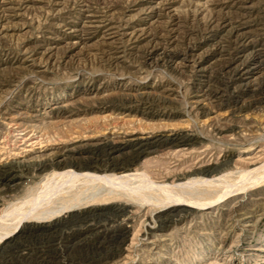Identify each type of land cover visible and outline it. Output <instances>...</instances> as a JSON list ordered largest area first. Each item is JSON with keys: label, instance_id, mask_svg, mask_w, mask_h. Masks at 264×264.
<instances>
[{"label": "rangeland", "instance_id": "374dc122", "mask_svg": "<svg viewBox=\"0 0 264 264\" xmlns=\"http://www.w3.org/2000/svg\"><path fill=\"white\" fill-rule=\"evenodd\" d=\"M263 7L264 0H0V217L12 211L0 234L29 209L56 159L79 162L96 149L97 161L90 159L102 168L141 151L130 168L156 182L219 183L196 192L215 200L209 207L170 221L169 209L181 206L130 197L21 222L0 238V264H264ZM111 145L106 162L99 148ZM206 165L217 170L191 173ZM224 188L231 191L217 199Z\"/></svg>", "mask_w": 264, "mask_h": 264}, {"label": "bare ground", "instance_id": "6f19581e", "mask_svg": "<svg viewBox=\"0 0 264 264\" xmlns=\"http://www.w3.org/2000/svg\"><path fill=\"white\" fill-rule=\"evenodd\" d=\"M264 8V7H263ZM10 9V7H9ZM13 11V10H12ZM262 11V10H261ZM241 15V14H240ZM239 16V15H238ZM256 16V15H255ZM263 17V16H262ZM242 18V17H241ZM258 18V17H257ZM111 19V18H110ZM227 19V18H226ZM238 19V18H237ZM256 19V18H255ZM260 19V18H259ZM258 19V20H259ZM100 20V19H99ZM235 20V19H234ZM250 20V19H249ZM101 21V20H100ZM105 21V19H104ZM229 21V19L227 20ZM233 21V20H232ZM261 21V20H260ZM103 22V21H101ZM234 22V21H233ZM263 22V21H262ZM227 23V22H226ZM229 23V22H228ZM227 23V24H228ZM259 24V23H258ZM104 25V24H103ZM113 26V25H112ZM206 28V27H205ZM212 28V27H211ZM234 28V27H233ZM262 28V27H261ZM264 29V28H263ZM76 30V28H75ZM207 30V29H206ZM109 31V29H108ZM238 31V30H237ZM73 32V31H72ZM78 32V31H77ZM114 32V31H113ZM231 32V30L229 31ZM245 32V31H243ZM262 32V31H261ZM112 33V32H111ZM212 33V32H211ZM237 33V32H236ZM246 33V32H245ZM248 33V31H247ZM107 34V33H106ZM109 34V33H108ZM134 34V33H133ZM214 34V33H213ZM114 35V34H113ZM125 35V34H124ZM123 35V36H124ZM132 35V34H131ZM130 35V36H131ZM211 35V34H210ZM224 35V33H223ZM238 35H240L238 33ZM247 35V34H246ZM245 35V36H246ZM129 36V37H130ZM226 36V35H225ZM229 36V35H227ZM210 37V36H209ZM264 37V36H263ZM111 38V37H110ZM119 38V36L117 37ZM243 38V37H241ZM116 39V38H115ZM121 39V38H120ZM224 39V37H223ZM222 39V40H223ZM244 39V38H243ZM219 40V39H218ZM228 40V39H227ZM234 40V39H232ZM241 40V39H240ZM116 41V40H115ZM225 41V40H224ZM230 41V40H229ZM120 42V41H119ZM264 42V41H263ZM114 43V42H113ZM228 43V42H227ZM225 42V44H227ZM235 43V41H234ZM119 44V43H118ZM219 44V42H218ZM224 44V43H223ZM258 44V43H257ZM236 45V44H235ZM253 45V44H252ZM119 46V45H118ZM122 46V45H121ZM157 47V45H155ZM217 46V45H216ZM219 46V45H218ZM221 46V45H220ZM219 46V47H220ZM224 46V45H223ZM229 46V44H228ZM240 46V45H239ZM116 47V45H115ZM155 47V48H156ZM232 46H229V48ZM236 47V46H235ZM120 48V47H118ZM225 47H223L224 49ZM239 49V48H238ZM260 49V48H257ZM153 50V49H152ZM156 50V49H155ZM167 50V49H166ZM233 50V49H232ZM252 50V49H251ZM255 49H253L254 51ZM263 50V49H262ZM146 51V50H145ZM217 51V50H216ZM225 51V50H224ZM236 51V50H235ZM256 51V50H255ZM17 52V51H16ZM170 52V51H169ZM234 52V51H233ZM259 52V51H258ZM145 53V52H144ZM153 52L151 50L148 52V55H151ZM162 53V52H161ZM189 53V52H187ZM191 53V52H190ZM228 53V52H227ZM250 53V52H249ZM252 53V52H251ZM255 53V52H254ZM166 54V53H165ZM172 54V53H171ZM237 54V53H236ZM264 54V53H263ZM186 55V54H185ZM234 55V54H233ZM238 55V54H237ZM236 55V56H237ZM243 55V54H242ZM248 55V53H247ZM250 55V54H249ZM262 55V53L260 54ZM159 56V54H158ZM165 56V55H164ZM169 56V55H168ZM263 56V55H262ZM187 58V56H185ZM184 57V58H185ZM247 57V56H246ZM250 57V56H248ZM258 57V56H257ZM16 58V57H15ZM20 58V57H19ZM152 58V57H151ZM150 58V59H151ZM154 58V57H153ZM157 58V56H156ZM162 58V57H161ZM225 58V57H224ZM235 58V57H234ZM239 58V57H238ZM252 59V58H251ZM263 59V57H262ZM261 59V60H262ZM156 60V59H155ZM166 60V59H165ZM171 60V59H170ZM189 60V59H188ZM218 60V59H217ZM226 60V59H225ZM157 61V60H156ZM220 61V60H219ZM233 61V60H231ZM238 61V59H237ZM252 61V60H251ZM146 62V60H145ZM152 62V61H151ZM217 62V61H216ZM142 63V62H141ZM231 63V62H229ZM216 64V63H215ZM218 64V63H217ZM147 65V64H146ZM166 65V64H165ZM219 65V64H218ZM222 65V64H221ZM247 65V64H246ZM254 65V64H253ZM224 66V65H222ZM227 66V64H226ZM244 66V65H243ZM228 67V66H227ZM231 67V66H230ZM246 67V66H245ZM257 67H262L259 63ZM250 68V67H249ZM256 67H254L255 69ZM222 69V67H221ZM227 69V68H226ZM229 69V68H228ZM234 69V68H233ZM239 68H237L238 70ZM252 69V68H251ZM200 70V69H199ZM232 70V69H231ZM246 70V69H245ZM253 70V69H252ZM193 71V70H192ZM221 71V70H220ZM227 71V70H226ZM247 71V70H246ZM194 72V71H193ZM192 72V73H193ZM231 72V71H230ZM255 72V71H254ZM229 73V72H227ZM236 73V72H235ZM196 74V73H195ZM221 74V73H220ZM200 75V74H199ZM220 76V75H219ZM223 76V75H222ZM241 76V75H240ZM210 77V76H209ZM234 77V76H233ZM221 78V77H220ZM219 78V79H220ZM231 78V77H230ZM222 79V78H221ZM234 80V78H232ZM236 79V78H235ZM200 81V80H199ZM231 81V79H230ZM209 82V81H208ZM220 82V81H219ZM203 83V82H202ZM210 85V84H209ZM208 85V87H209ZM259 85V84H258ZM214 87V86H213ZM264 87V85H263ZM2 88H0L1 90ZM220 89V88H218ZM263 89V88H262ZM207 90V89H206ZM214 90V89H212ZM11 91V90H10ZM216 91V90H215ZM218 91V90H217ZM255 92V91H254ZM211 93V92H210ZM213 93V92H212ZM261 93V92H260ZM210 95V94H209ZM259 95V94H258ZM220 96V95H219ZM206 97V96H205ZM208 97V96H207ZM264 97V96H263ZM216 98V97H215ZM219 98V97H217ZM255 98V94H254ZM217 100V99H216ZM257 100V99H255ZM229 101V100H228ZM222 102V101H221ZM228 103V102H227ZM258 103V102H257ZM263 103V102H262ZM222 104V103H221ZM260 104V103H259ZM259 107V105H257ZM188 108V107H187ZM2 113V112H1ZM7 113V112H6ZM7 116V115H6ZM3 117L0 116V118ZM16 117V116H15ZM14 117V118H15ZM11 118V117H8ZM4 119V118H3ZM13 119V117H12ZM19 119V118H18ZM5 120V119H4ZM16 120V119H15ZM12 121V120H11ZM20 122V121H19ZM18 122V123H19ZM16 123V122H15ZM14 123V124H15ZM22 123V121H21ZM20 123V124H21ZM12 124V122H11ZM19 125V124H17ZM11 126V125H10ZM16 126V125H15ZM20 127V126H19ZM11 129V128H10ZM18 129V128H17ZM13 130V129H12ZM14 130H16L14 128ZM24 130V129H22ZM11 131V130H10ZM8 131V132H10ZM17 132H20L16 130ZM175 132V131H174ZM11 133V132H10ZM17 135L16 133H14ZM12 132V135H14ZM20 134V133H18ZM25 134V133H24ZM19 136V135H18ZM25 136V135H24ZM20 137V136H19ZM177 137V136H176ZM174 137V138H176ZM23 139V137H22ZM26 138H24L25 140ZM16 140V139H14ZM20 140V139H18ZM23 140V141H24ZM108 148V149H107ZM106 149L99 148L98 153L100 156H104L106 162L110 160V153L113 150V145L107 147ZM97 150V149H96ZM95 150V151H96ZM115 150V149H114ZM91 153L92 157L90 156L89 159H83L79 162H74L72 159H56L55 160V167L57 170L53 172V175L46 180V182L42 186V190L37 193V195L29 198V209L20 210L19 215L15 218L14 225L7 230L0 234V238H3L5 235L9 237L18 224L25 221H36L42 222L47 220V217H50L54 214H59L62 212L69 211L72 207L85 203H108L110 201H117L122 199V201H128L131 198L134 202L141 201L143 203L153 204L162 206L163 209H169L172 207L181 206L179 208L169 209V213L166 215L167 219L165 221H170L176 215H179L180 212L189 209H202L207 208L211 203L215 202V200L211 198H205L201 195H197L196 192L198 191L199 187L207 186L206 188L212 186H219V183L216 179H205V178H197L188 180L187 182L175 183L167 182L166 180L158 181L153 178L151 179L150 176L147 175L145 172L134 171V169L130 168V164L138 158L141 151H133L129 156L128 159L118 160V158H111V162L107 167H99L92 163L90 158H97V154L94 152ZM108 151L110 153H108ZM256 156V155H255ZM116 157V156H115ZM66 158V157H65ZM72 158V157H71ZM123 158V157H122ZM74 159V158H73ZM76 159V158H75ZM108 159V160H107ZM120 159V158H119ZM96 160V159H95ZM97 161V160H96ZM48 161L40 162L39 166H46ZM104 162V161H103ZM53 164V162H52ZM103 164V163H102ZM220 166V165H219ZM53 167V166H52ZM41 168V167H40ZM199 170L192 171L191 173H211L217 170V166H205L204 168H198ZM52 173V172H51ZM50 173V174H51ZM154 175V174H152ZM48 176V175H47ZM156 176V175H155ZM165 176V175H164ZM162 176V177H164ZM160 178V176H159ZM205 188V189H206ZM221 188V187H220ZM38 189H40L38 187ZM102 189V190H101ZM225 189V188H224ZM207 191V190H206ZM231 190H223L222 193L218 196L217 199L222 198ZM210 192V191H209ZM216 192V191H215ZM204 193V192H203ZM201 196V197H200ZM131 197V198H130ZM138 198V200H136ZM214 197V196H213ZM155 205V206H156ZM38 208V209H37ZM161 208V207H160ZM119 212V211H117ZM190 212V211H189ZM12 215L11 212H5L2 217H0V221L5 219H9L8 216ZM56 215V216H57ZM73 215V214H72ZM71 215V216H72ZM75 215V214H74ZM82 215V214H81ZM84 215V214H83ZM93 215V214H92ZM59 216V215H58ZM182 216V215H181ZM76 217V216H75ZM2 219V220H1ZM44 219V220H43ZM93 219V218H92ZM181 219V218H180ZM60 221V220H59ZM73 221V220H72ZM7 222V221H6ZM5 222V223H6ZM70 222V221H69ZM74 222V221H73ZM81 222V221H80ZM84 222V221H83ZM75 223V222H74ZM8 225V222L6 223ZM5 224V225H6ZM13 224V223H10ZM9 224V225H10ZM73 224V223H72ZM59 225V224H58ZM62 225V224H60ZM74 225V224H73ZM73 225H71L73 227ZM39 226V228H38ZM36 229L41 230L44 228L45 231L50 230L51 228H55L57 226H42L38 225ZM70 226V227H71ZM76 226V225H75ZM10 227V226H9ZM81 227V226H80ZM51 229V230H53ZM67 229V228H66ZM77 229V227H76ZM79 229V228H78ZM35 230V229H34ZM71 231V230H70ZM42 232V231H41ZM11 233V234H10ZM32 233V232H31ZM49 231V235H50ZM70 233V232H69ZM68 234V233H67ZM31 235V234H30ZM35 235V234H34ZM46 237V236H45ZM41 239V237H40ZM39 240V239H37ZM47 241V240H46ZM114 241V242H113ZM117 235L115 234L112 236L111 242H117ZM39 242V241H38ZM43 244V243H42ZM98 246V245H97ZM116 246V245H115ZM96 248V247H95ZM149 250V249H148ZM109 254V253H108ZM64 263V262H63ZM43 264V263H42Z\"/></svg>", "mask_w": 264, "mask_h": 264}]
</instances>
